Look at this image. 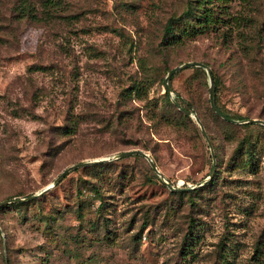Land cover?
I'll return each mask as SVG.
<instances>
[{
	"label": "rangeland",
	"instance_id": "374dc122",
	"mask_svg": "<svg viewBox=\"0 0 264 264\" xmlns=\"http://www.w3.org/2000/svg\"><path fill=\"white\" fill-rule=\"evenodd\" d=\"M23 1L0 0V201L91 163L0 207V264H264V130L234 123L227 135L192 68L169 79L177 108L163 84L171 68L206 62L227 110L264 119V0L213 1V23L171 43L164 25L187 0H59L51 15L27 0L35 18ZM176 98L204 121L213 171ZM248 135L252 167L234 156ZM133 149L174 187L207 181L177 195L146 158L109 159Z\"/></svg>",
	"mask_w": 264,
	"mask_h": 264
},
{
	"label": "trees",
	"instance_id": "16d2710c",
	"mask_svg": "<svg viewBox=\"0 0 264 264\" xmlns=\"http://www.w3.org/2000/svg\"><path fill=\"white\" fill-rule=\"evenodd\" d=\"M213 1H223V0H187L186 3V7L185 9L176 16H171L167 19L164 28H163V39L164 40H168V43H171V41L177 36L179 35L180 31H194V30H198L199 28H204L209 26L210 24L213 23V16H212V12L213 9L211 8V6H207L209 3H213ZM61 3L59 0H43L42 6L44 7V12L47 13V15H51L52 12H59L61 11V7L60 6ZM22 9L23 11H25L28 15H30V17L35 18V14L31 12V7L29 6V3L27 2V0L22 2ZM201 62V61H199ZM206 65H208L211 69L212 72V76H213V80H214V84H215V103L217 105V107L220 109V111H222L228 118L234 119V120H246L248 118H246L245 116H242L240 114H232L229 110H227L225 108V106H223V104H221L220 101V94H221V89H220V85H221V80L220 78L217 76V74L214 72L213 67L211 65H209L206 62H202ZM197 74H200L203 77V87L208 89V82H207V72L205 69L201 68V67H191ZM141 87L136 88V91L139 93ZM164 98H166L170 104H172L171 106L176 107V105H173V103H171L170 99H169V93L167 91H165L164 93ZM176 102L178 103V105L181 107L178 111L179 116L187 119L189 122H191L195 129L199 132V135H203L202 132L199 129V126L197 125V123L192 120L190 114L186 113L183 111L187 110L190 113H192V105L186 103L184 100L180 99V98H176ZM206 108L209 111V113L212 115V117L221 122L225 127L226 130L225 132L227 133V135H230V130H235L238 125L229 122L227 120L222 119L220 116H218L214 110L210 107V103H209V99L206 100ZM198 118L201 120L207 134H208V130L207 127L205 126L204 121L202 120V118L199 116V114L197 115ZM259 119H262L261 117H259ZM264 120V119H263ZM243 128H260L262 130H264V125H260V124H247L245 123L244 125H242ZM209 136V135H208ZM210 138V136H209ZM141 150V149H140ZM143 151V150H142ZM256 148L255 145L253 143V141L250 139L249 135L248 136H243L242 138H240L236 144V148L234 150V156L235 157H243V155H245L246 157V165H249V167H252L254 164V154H255ZM136 158H141L142 156L140 155H133ZM144 158V157H142ZM99 166V165H98ZM153 170V169H152ZM153 175L158 178V176L156 174L153 173ZM195 191H199V189H196ZM46 192V191H45ZM194 191L191 190H185V191H174V194L177 195H181V194H186L188 196H190ZM31 196V194H25V193H14L12 195H9L8 198H20V197H29ZM26 204L25 202H12L11 206L12 207H18L21 205ZM2 208V207H1ZM193 223H190L188 226V234L185 235L184 238V245L182 247L184 254L186 255H191L192 254V243H193V238L188 237L191 233H192V226Z\"/></svg>",
	"mask_w": 264,
	"mask_h": 264
},
{
	"label": "water",
	"instance_id": "95a60500",
	"mask_svg": "<svg viewBox=\"0 0 264 264\" xmlns=\"http://www.w3.org/2000/svg\"><path fill=\"white\" fill-rule=\"evenodd\" d=\"M191 67H201L203 69L206 70L207 72V75H208V84H209V87H208V99H209V103H210V107L214 110V112L220 116L222 119L224 120H227L229 122H232V123H251V124H261V125H264V120L263 119H259V118H251V119H246V120H242V121H239V120H234V119H231V118H228L222 111H220V109L217 107L216 103H215V84H214V80H213V76H212V72H211V69L208 65L202 63V62H198V61H188V62H184L182 64H179L173 68H171L166 76L164 77V80H163V84H164V88H165V91H167L169 94L171 93L172 91V88L169 84V79L170 77L177 71L179 70H183V69H187V68H191ZM184 112L188 113V114H191L189 111L187 110H184ZM193 116H194V119L196 121V123L198 124L209 148H210V153H211V157H212V171L214 169V165H215V157H214V151L212 149V145H211V141H210V138L201 122V120L198 118V116L195 114V113H192ZM140 155L144 158H146L151 166V168L153 169V171L158 174L160 176V178L163 180V182L167 185V187L171 190V191H185V190H190V189H194L196 187H199V186H202L204 183H206L207 180H203L202 182L198 183V185L196 187H193V188H178V187H174L170 182H168L167 180L164 179V176L161 174V172L158 170V168L156 167V165L154 164V162L151 160V158L149 157V155L140 150V149H133V150H127V151H122V152H119L117 153L116 156H114L113 158H109V159H117V158H122V157H126V156H130V155ZM109 159H98V160H94V162H104V161H107ZM91 162H82V163H77V164H73L67 168H65L59 175L58 177L53 181L52 184H49L48 186H46L45 188H43L38 194H33L29 197H26V198H11V199H6V200H3V201H0V207L5 205V204H8V203H12V202H22V201H26L28 199H32L36 196H39L41 195L42 193H44L45 191H47L48 189H50L53 185H55L59 180H61L65 174L67 172H69L70 170L72 169H75L77 167H80V166H84V165H87ZM212 172L210 173V176H211Z\"/></svg>",
	"mask_w": 264,
	"mask_h": 264
}]
</instances>
